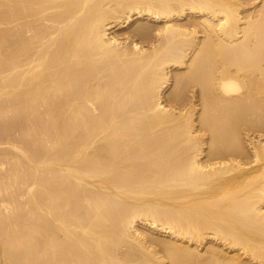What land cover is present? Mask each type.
Here are the masks:
<instances>
[{
  "label": "bare ground",
  "instance_id": "bare-ground-1",
  "mask_svg": "<svg viewBox=\"0 0 264 264\" xmlns=\"http://www.w3.org/2000/svg\"><path fill=\"white\" fill-rule=\"evenodd\" d=\"M0 264H264V0H0Z\"/></svg>",
  "mask_w": 264,
  "mask_h": 264
},
{
  "label": "rangeland",
  "instance_id": "rangeland-1",
  "mask_svg": "<svg viewBox=\"0 0 264 264\" xmlns=\"http://www.w3.org/2000/svg\"><path fill=\"white\" fill-rule=\"evenodd\" d=\"M115 30H118V31H119L120 29H118V28H115Z\"/></svg>",
  "mask_w": 264,
  "mask_h": 264
}]
</instances>
